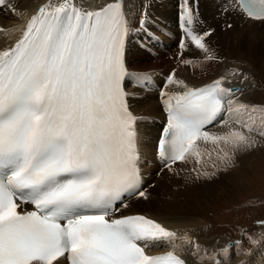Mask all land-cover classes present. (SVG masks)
<instances>
[{
    "label": "snow or ice",
    "instance_id": "1",
    "mask_svg": "<svg viewBox=\"0 0 264 264\" xmlns=\"http://www.w3.org/2000/svg\"><path fill=\"white\" fill-rule=\"evenodd\" d=\"M21 2L0 0V16L16 22L0 24V264H231L250 255L243 240L202 244L191 229L131 209L155 186L145 187L146 166L178 177L193 164L185 179L211 180L264 147V101L233 86L252 78L228 69L194 86L173 68L149 161L126 91L127 81L149 79L127 66L147 13L133 19V0H32L31 14ZM221 11L264 25V0H223ZM201 22L183 0L175 59L207 77L223 61L210 43L215 28L199 31Z\"/></svg>",
    "mask_w": 264,
    "mask_h": 264
},
{
    "label": "bare ground",
    "instance_id": "2",
    "mask_svg": "<svg viewBox=\"0 0 264 264\" xmlns=\"http://www.w3.org/2000/svg\"><path fill=\"white\" fill-rule=\"evenodd\" d=\"M182 4L183 0H133V6L130 11L133 19H137L141 13L146 12L149 20L153 18L157 20L160 25L166 26V24H169L174 26L173 23L175 22V18L179 15L177 12L178 6H180L181 10ZM25 6H28V12L31 13L35 4L32 0H22L20 8H24ZM222 7L223 0H193V8L198 11L199 17L202 21L200 31L207 30L208 28H215V33L211 37L210 43L211 46L216 49V52L222 59L223 63L214 65L209 70L207 77L202 76L200 73L193 75L191 69H185L177 66L175 67L177 70V76L178 78L185 80L190 85L200 86L201 84L210 82L211 79L225 73L228 69H241L243 67L242 71L254 80L255 87L257 88L255 77L258 76L264 79V25L254 23L239 25L242 20L233 14L222 13ZM15 23L16 22L8 14L0 16V24L5 27H14ZM228 23H231L233 27L227 28L226 24ZM145 34L146 33H141L139 36L133 37L129 42L127 54L128 70H132L134 73L140 72L141 74H144L149 73L151 70L161 69L165 73L171 69L170 61L153 64L151 62V58L149 57L150 62H142V54L137 48L136 42L144 37ZM2 43L3 40L0 39V44ZM192 55L194 54L188 53L189 57ZM240 63L244 66H241ZM252 71L255 72L256 75L252 74ZM155 79L159 81L160 77H155ZM252 80L247 81L244 84H240L238 81L234 82L236 86H243V88L248 90L247 99H253L256 95V91L251 87ZM196 81L198 82L196 83ZM139 85L140 83H135L132 88H128V92L131 95L129 100V103H132V105L130 104L131 110L136 115L159 116L157 104L155 108L152 107L153 112L145 106L146 97L152 98L153 96H147L151 94H140V90L137 89ZM154 99H156L155 96ZM158 129L159 127H155L154 124H139L141 136L143 134L141 147L146 156H151L154 152L153 140L158 135ZM241 157L242 155H240L238 159ZM244 157L247 161L250 159L251 153L244 154ZM246 161L244 163H246ZM244 163H241L240 166H237L227 172L218 173L211 180H204V186H202L204 188L201 187L202 190L207 192L215 190L214 193H216L217 186L221 184V182L230 183L231 178L239 177V175H237L239 172L235 175H233V173H235L236 170H241ZM154 168L156 170L158 169L156 167H144L143 169L145 174V187H147L146 182L154 179V173H149V170ZM208 169V171H212L210 167H208ZM170 177L175 178L174 176ZM153 185H155L153 189L148 188L150 195L155 194L158 186V180H153ZM199 190L201 189L199 188ZM156 194L152 200H148L151 202V205H143L144 208H147V213L144 212L145 214L158 219L167 226L191 229L192 232L190 234L195 235L202 244H214L218 241V243H215L217 248L225 245V242L223 243L222 240L219 241L214 237V232L210 223L206 226V220L201 219L202 215L200 216L199 214L201 208L198 204L190 203L183 205L180 201H176L177 198L172 193V198L174 199L173 201L159 205L156 199ZM186 198L188 197H185L184 200H186ZM148 201H133L131 211H133L137 202L147 203ZM165 206L170 207L165 208ZM156 210L161 212H157ZM253 257L256 259L258 258V253L255 249L252 250L250 255H247L245 258L241 256H232L231 264H241L242 261L247 264L248 258Z\"/></svg>",
    "mask_w": 264,
    "mask_h": 264
},
{
    "label": "rangeland",
    "instance_id": "3",
    "mask_svg": "<svg viewBox=\"0 0 264 264\" xmlns=\"http://www.w3.org/2000/svg\"><path fill=\"white\" fill-rule=\"evenodd\" d=\"M177 12L178 14L180 13V6H178ZM153 25H160V23L151 18L146 34L136 42L137 48L142 54L141 60L143 63L150 62L149 56L143 51L146 47V42L144 40L148 33L152 34L153 42L158 41ZM164 61L169 62V60L163 56L157 59L151 58L153 64H160ZM240 65L244 66L242 63H240ZM242 69L243 67L239 70L242 71ZM252 74L256 75L253 71ZM255 79L258 89L256 87L253 88L251 85L252 89L256 91V95L250 100L261 102L264 101V79L258 76H256ZM197 82L198 81H196V83ZM155 100L154 97H146L145 106L149 108L151 112H153L152 107H156L157 102ZM130 104L132 105V103ZM245 161L244 155H242L240 159L237 158L238 166ZM193 166L194 165H192L190 169ZM186 170H188L187 167H185V171ZM157 171L158 169L154 172V179L146 182V185L147 187L149 184L153 185V180H158L155 194L157 193L156 199L159 205L173 201L172 193L176 196V201H180L183 205L190 203L198 204L201 208L199 213L200 216L202 215L201 219L206 220V226L210 223L214 232V237L217 240H223L225 243L227 241L234 242L236 240H243V248L247 252L254 247L249 245L247 239H243L242 234L246 232L248 235L252 236L253 239L259 240V246L255 248L258 253V258H248L247 264H264V244H260L264 239L257 235L264 233V228L258 226V222L264 220V148L261 147L251 152L250 159L244 163L241 170H236L235 173H233V175H235L239 172L237 174L239 177L231 178L230 183L221 182V184L217 186L216 193H214L215 190H212L213 192L202 190V188H204L202 187L204 186V180L196 181L194 179H185V177L190 176L188 173L172 178L170 177L171 175L166 173L162 174V176H157ZM199 188L201 190H199ZM150 189H153V187ZM155 194L150 195L151 200L154 198ZM185 197L188 198L184 200ZM143 202H137L132 212L147 213V208H144V206L148 204L151 205V202ZM169 207L170 206H165V208ZM156 211L161 212L159 210ZM232 229L233 232H227L232 231ZM246 256L247 255H241V257L244 258Z\"/></svg>",
    "mask_w": 264,
    "mask_h": 264
}]
</instances>
